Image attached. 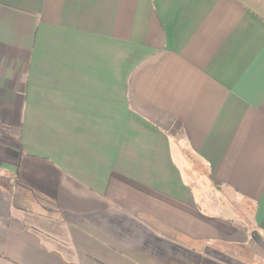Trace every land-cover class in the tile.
Here are the masks:
<instances>
[{"label":"crops","instance_id":"obj_1","mask_svg":"<svg viewBox=\"0 0 264 264\" xmlns=\"http://www.w3.org/2000/svg\"><path fill=\"white\" fill-rule=\"evenodd\" d=\"M252 231L264 0H0V264H264Z\"/></svg>","mask_w":264,"mask_h":264},{"label":"rangeland","instance_id":"obj_2","mask_svg":"<svg viewBox=\"0 0 264 264\" xmlns=\"http://www.w3.org/2000/svg\"><path fill=\"white\" fill-rule=\"evenodd\" d=\"M252 235L255 236L256 239H258V244L254 246L253 251L257 254L259 259H264V251L262 249L263 247H261V245L264 246L263 240L260 238V234H258L257 232L255 233L252 231Z\"/></svg>","mask_w":264,"mask_h":264}]
</instances>
